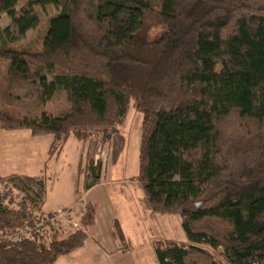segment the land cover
Listing matches in <instances>:
<instances>
[{
    "label": "trees",
    "instance_id": "1",
    "mask_svg": "<svg viewBox=\"0 0 264 264\" xmlns=\"http://www.w3.org/2000/svg\"><path fill=\"white\" fill-rule=\"evenodd\" d=\"M46 4L60 10L41 48L0 42V128L53 134L51 155L71 135L103 148L135 107L134 178L154 213L181 217L186 236L154 243L159 264H264V0H0V18L12 19L0 32L26 34ZM61 91L69 106L52 114ZM96 154L84 190L101 180ZM43 177H0V264H53L88 239L95 204L83 229L41 242L52 218ZM20 183L27 195L6 207L2 186Z\"/></svg>",
    "mask_w": 264,
    "mask_h": 264
},
{
    "label": "crops",
    "instance_id": "2",
    "mask_svg": "<svg viewBox=\"0 0 264 264\" xmlns=\"http://www.w3.org/2000/svg\"><path fill=\"white\" fill-rule=\"evenodd\" d=\"M120 134L121 131L114 135L109 149L95 155V161L101 157L107 164L103 165L101 181L89 190L79 191L77 186L81 184L80 166L86 156V142L71 135L63 150L51 156L52 134L34 136L29 129H0V176L44 175L47 184L43 206L45 213L69 209L80 214L86 203L96 205V221L87 230L85 245L60 256L53 264H126L130 260L131 249L122 250L119 235L115 233V223L120 220L119 226L129 245L130 236L125 235L124 223L130 228L136 225L140 221L141 210H150V207L144 199L140 203V198L133 196L135 191L127 186L132 183L130 177L122 174L116 168L118 166L110 164V158L113 160V155H117L113 147L118 146V141L125 142ZM106 151L108 153L105 154ZM119 159L117 156L116 162Z\"/></svg>",
    "mask_w": 264,
    "mask_h": 264
},
{
    "label": "rangeland",
    "instance_id": "3",
    "mask_svg": "<svg viewBox=\"0 0 264 264\" xmlns=\"http://www.w3.org/2000/svg\"><path fill=\"white\" fill-rule=\"evenodd\" d=\"M152 2L154 3L155 6H158L160 4V0H152ZM59 10L60 7H56L53 4H46L43 6L36 5L34 7V11L39 18L38 25L35 28L28 30L26 34L22 36H18V35L14 36V34H10V35L8 34V36H6V33L2 34L0 32V42L6 41V44H8L10 47H14L18 49L37 50L41 48L48 29L49 18L52 15L57 14ZM11 26H12L11 17L8 15H3L0 18V31L3 32L5 29ZM161 31H162L161 28L153 29L152 36H156ZM4 68L5 67H2V69ZM68 106L69 103L67 100V93L65 91H61L52 100L48 102L47 109L52 114H60L63 111H65ZM142 121H143L142 112L138 111L135 107L131 106L124 119V124L122 125L120 130L121 140L124 139L125 142L124 144H122V141H118V143H116L118 144V146H115L113 148L116 149L117 152L115 151L116 153L114 154L117 155H113L114 156L113 160H111L112 157L110 158L111 166L113 167L118 166L116 168H118V170L122 174L126 175L127 178L130 177L129 181L132 183L128 184L127 186H129L135 191V193L132 192L133 196L136 199L140 198V203H142L143 199L146 201V198L141 184L134 177L137 174L139 168V152H140L141 135H142L141 132ZM13 130H22V129H11L6 131H13ZM12 138L15 139L14 137ZM84 142H86L87 144V150L84 159L85 161L83 160L80 166L82 177H80L81 184L80 185L78 184L77 186L79 191L80 189L84 190L83 179H85L84 174H86V172H84L85 167L86 165H88L89 162L88 155L91 156L94 154V152H97L98 154L102 153L103 150L109 149L111 144L110 143L109 145H106L103 148H98L97 140L95 138ZM122 147L124 148L123 151L121 150ZM118 148L119 150H117ZM50 150H49V154H50ZM106 153L108 152L106 151L105 154ZM117 156L120 157L119 162H116ZM98 160H100L102 163V172H103V165L105 164L106 166L107 164L103 163L101 157L98 158ZM42 176L44 175H41L39 177L42 178ZM39 177L37 178L41 179ZM44 178L45 177H43V179ZM24 186L25 185H23L22 183L16 186L8 185V184L2 186L4 192L9 196L8 200L5 203L6 207L15 206L18 201H20L24 196L27 195L25 189L26 187ZM10 199H13V203L9 202ZM87 204H93V203H86L83 206V209L81 210L80 214H78V211L76 210H69V209H61L53 213H45L43 211L46 214V216L50 215L52 216V218H50L49 220L50 225H46V227H44L45 228L44 237L41 240V242L46 245L51 240L66 238L69 234L74 233L77 230L83 229V225L81 224V219L83 217L84 209ZM139 217H140V221H139L140 223L138 222L136 223V225H133L135 228L131 226L132 228L131 229L130 227L127 226L128 224L124 223L125 235H127V237L130 236V241L132 243V244L130 243L131 245L130 244L128 245L125 236H124L125 238H123V240L120 241L122 250L127 251L126 249L129 248L131 249V252L129 254L130 260L126 261L127 262L126 264H159L156 257V253L154 251V243L157 240L160 239H175L179 241H183L184 239L186 240L185 233L181 226L182 219L179 215H171V214L163 215V214L154 213L151 209L150 210L142 209L141 215ZM88 228L86 229V231L88 230Z\"/></svg>",
    "mask_w": 264,
    "mask_h": 264
},
{
    "label": "built area",
    "instance_id": "4",
    "mask_svg": "<svg viewBox=\"0 0 264 264\" xmlns=\"http://www.w3.org/2000/svg\"><path fill=\"white\" fill-rule=\"evenodd\" d=\"M27 231L26 230H22V233H16V234H10V235H8V238H10V239H14V238H19V236L21 235V234H25ZM1 237H2V234H1V231H0V239H1Z\"/></svg>",
    "mask_w": 264,
    "mask_h": 264
}]
</instances>
